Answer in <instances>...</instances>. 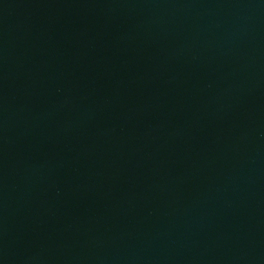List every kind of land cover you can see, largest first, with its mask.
<instances>
[{"label":"water","instance_id":"obj_1","mask_svg":"<svg viewBox=\"0 0 264 264\" xmlns=\"http://www.w3.org/2000/svg\"><path fill=\"white\" fill-rule=\"evenodd\" d=\"M0 264H264V0H0Z\"/></svg>","mask_w":264,"mask_h":264}]
</instances>
